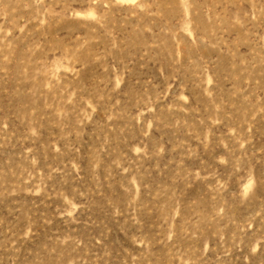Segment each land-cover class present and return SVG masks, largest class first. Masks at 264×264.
<instances>
[{
  "label": "rangeland",
  "instance_id": "obj_1",
  "mask_svg": "<svg viewBox=\"0 0 264 264\" xmlns=\"http://www.w3.org/2000/svg\"><path fill=\"white\" fill-rule=\"evenodd\" d=\"M0 264H264V0H0Z\"/></svg>",
  "mask_w": 264,
  "mask_h": 264
}]
</instances>
